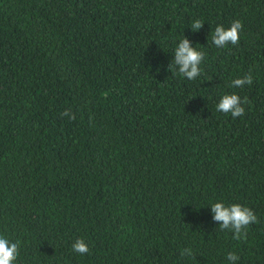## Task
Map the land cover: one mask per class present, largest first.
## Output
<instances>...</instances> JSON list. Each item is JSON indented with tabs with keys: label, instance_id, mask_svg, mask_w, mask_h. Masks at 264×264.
<instances>
[{
	"label": "trees",
	"instance_id": "obj_1",
	"mask_svg": "<svg viewBox=\"0 0 264 264\" xmlns=\"http://www.w3.org/2000/svg\"><path fill=\"white\" fill-rule=\"evenodd\" d=\"M184 36L196 80L169 71ZM217 202L254 211L246 239ZM0 235L15 264H264V0H0Z\"/></svg>",
	"mask_w": 264,
	"mask_h": 264
},
{
	"label": "clouds",
	"instance_id": "obj_2",
	"mask_svg": "<svg viewBox=\"0 0 264 264\" xmlns=\"http://www.w3.org/2000/svg\"><path fill=\"white\" fill-rule=\"evenodd\" d=\"M204 24L201 19H195L190 27L196 32L202 29ZM242 28L243 24L238 20L233 21L230 27L227 28L223 25H218L215 31L211 33L212 43L217 48H224L229 44L238 45ZM204 58V52L193 47L191 41L184 36L174 50V60L169 65V71L175 72L188 80H196L201 75L200 65ZM252 83L253 76L251 73H248L242 78L233 79L230 87L242 88L245 85H252ZM244 103H247V100L244 99L242 101L241 97L237 94H225L216 105V111L224 114L230 113L233 118H238L245 113ZM68 114L65 111L62 115ZM71 118L74 119L75 116L73 115ZM211 210L214 214L213 220L220 224V230L233 232V239L235 240L246 239L248 226L256 223L258 219L251 208L241 204L225 205L223 202H217L211 206ZM71 250L81 256L90 252L89 245L83 238L77 239L72 244ZM19 253V241L13 242L5 236L0 235V264H15ZM185 254L191 255V250L186 249L181 253L182 256ZM226 259L230 264H234L239 259V256L234 252H229Z\"/></svg>",
	"mask_w": 264,
	"mask_h": 264
}]
</instances>
